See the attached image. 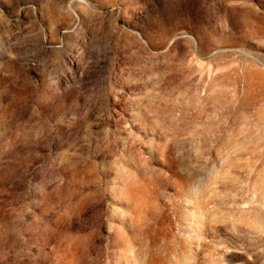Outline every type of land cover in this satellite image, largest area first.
<instances>
[{"label": "rangeland", "instance_id": "obj_1", "mask_svg": "<svg viewBox=\"0 0 264 264\" xmlns=\"http://www.w3.org/2000/svg\"><path fill=\"white\" fill-rule=\"evenodd\" d=\"M0 264H264V0H0Z\"/></svg>", "mask_w": 264, "mask_h": 264}]
</instances>
